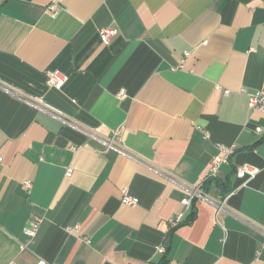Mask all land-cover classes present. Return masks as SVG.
<instances>
[{"label": "crops", "instance_id": "crops-1", "mask_svg": "<svg viewBox=\"0 0 264 264\" xmlns=\"http://www.w3.org/2000/svg\"><path fill=\"white\" fill-rule=\"evenodd\" d=\"M51 1L0 0V264H264V0Z\"/></svg>", "mask_w": 264, "mask_h": 264}, {"label": "built area", "instance_id": "built-area-1", "mask_svg": "<svg viewBox=\"0 0 264 264\" xmlns=\"http://www.w3.org/2000/svg\"><path fill=\"white\" fill-rule=\"evenodd\" d=\"M63 0H52L48 5V12L52 15H57L61 9V3ZM118 33V29L115 27H102L99 30L100 37L106 45L111 43L112 38ZM46 83L49 87L60 89L67 81V75L60 70L57 69H48L46 71ZM243 92H247L246 89H242ZM228 93V91H226ZM125 95V91L121 92V96ZM249 95V105L253 110H261L264 112V86L259 88L257 91L248 93ZM40 103H44L41 99H36ZM255 131L257 133L264 131V126H257ZM224 154L214 157L212 160V165L210 171L206 177V180L216 178L220 171L221 164L226 161L229 156L234 152L233 148H225L223 149ZM0 161H2V157L0 156ZM73 169L69 167L66 171L67 175H71ZM259 173V168L251 165V164H243L239 165L236 169L237 177L249 180L254 178ZM27 186H31V182H27ZM204 196L201 184L195 185L191 187L190 192L187 197L183 199V204L185 206V210L178 213L175 217L170 219V225L174 228L180 225L186 218L187 212L191 210L193 206V201L196 197ZM229 194L226 195L222 200L215 203L217 209V216H223L226 213H229L227 210V198ZM121 201L126 205H135L139 203V198L132 195L127 187L122 189V198ZM42 222L41 217H34L31 221V225L25 228V233L29 237H34L37 234L38 227ZM161 252H165V247H160ZM9 264H17L15 261L10 262ZM35 264H49L44 259H39Z\"/></svg>", "mask_w": 264, "mask_h": 264}, {"label": "trees", "instance_id": "trees-1", "mask_svg": "<svg viewBox=\"0 0 264 264\" xmlns=\"http://www.w3.org/2000/svg\"><path fill=\"white\" fill-rule=\"evenodd\" d=\"M194 218H195V213H194V209H193V207H192V208H191V211H190V213H189V215L187 216V218H186L181 224L189 223V222H191Z\"/></svg>", "mask_w": 264, "mask_h": 264}]
</instances>
